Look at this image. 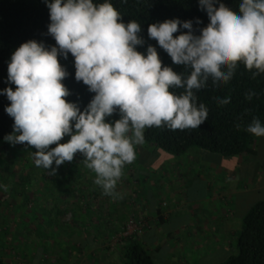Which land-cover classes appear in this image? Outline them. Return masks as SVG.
<instances>
[{"label": "clouds", "instance_id": "9594fccd", "mask_svg": "<svg viewBox=\"0 0 264 264\" xmlns=\"http://www.w3.org/2000/svg\"><path fill=\"white\" fill-rule=\"evenodd\" d=\"M45 2L51 21L48 35L56 43L49 47L29 40L12 54L6 82L15 90L9 86L0 95L10 101L5 111L14 125L4 139L13 146L34 148L35 165L52 175L81 155L107 196L119 195L117 183L125 165L135 161L145 129L199 128L208 110L198 105L195 93L209 79L227 83L239 63L255 69V74L264 73V0H241L238 13L222 0H199L210 21L199 34L194 28V23H203L199 18L149 25L148 37L173 64L191 69L187 78L164 65L156 46L138 50L146 43L142 25L135 20L125 23L111 0ZM69 54L74 57L76 81L95 94L83 110L68 99L72 93L64 81L70 73L61 57ZM116 115L120 118L109 119ZM247 131L264 137V124L254 119Z\"/></svg>", "mask_w": 264, "mask_h": 264}, {"label": "rangeland", "instance_id": "374dc122", "mask_svg": "<svg viewBox=\"0 0 264 264\" xmlns=\"http://www.w3.org/2000/svg\"><path fill=\"white\" fill-rule=\"evenodd\" d=\"M258 139L257 156L245 154V158L241 156L243 162L239 165L237 157H224L198 147L192 148L186 156H176L162 149L155 152L151 144L144 142L136 146L135 161L124 167L115 190L119 194L116 197L104 194L103 189L95 183L96 174L86 167L79 154L73 162L64 164L65 168L66 165L73 168L71 171L75 178L62 182L58 181V178L61 179L58 171L52 175L49 169L35 165L34 148L30 151L31 158L26 150H19L3 160L4 153L0 147V257L16 264H124V251L133 244V235L123 234L130 219L125 224L104 223V219H114L112 217L120 212L121 207L118 206L129 204L135 189L133 168H139L143 173L156 168H188L192 170L191 175L198 172L205 175V171L214 166L232 169L234 177H224L228 180V190H233V193L232 196L228 194V205L216 211L211 207L217 205L219 196L217 189H213L210 201L205 203L208 208L206 212L212 217L205 218L201 215L202 211H194L198 214L197 220L195 216L183 215L179 213L181 210H176L180 204L186 207L189 201L197 200L196 196L201 192V188L197 187L198 182L191 181V177L173 182L178 195L170 198L150 195L155 190L152 184L146 189L142 187L146 178L166 182L174 179V174L166 179L154 175L136 177L142 180L141 185H136L140 194L136 200L139 210L152 216L155 208L160 209L166 221L161 224L153 219L147 220L142 224L144 230L135 237L138 243L152 247L156 264L224 263L238 255L244 219L256 203L264 200V137ZM9 160L18 162L11 167L1 164ZM22 170L30 174V179L13 184L19 181ZM12 173L16 174L17 180ZM188 198L189 203L186 202ZM102 203L108 205L103 207ZM200 204L202 202L194 203V206L200 207ZM171 209L175 210L171 213L173 215H169ZM203 218L206 222L200 223ZM191 221L193 228L201 226L203 231H212L216 227L218 231L207 240L203 237L196 240L199 233H186L178 239Z\"/></svg>", "mask_w": 264, "mask_h": 264}, {"label": "trees", "instance_id": "16d2710c", "mask_svg": "<svg viewBox=\"0 0 264 264\" xmlns=\"http://www.w3.org/2000/svg\"><path fill=\"white\" fill-rule=\"evenodd\" d=\"M94 2L103 3L104 0H94ZM222 2L234 12H239L241 0H222ZM111 3L121 13L125 23L135 20L142 25L141 35L146 43L138 49L139 51L146 52L148 45H154L165 66H172L185 78L190 75L191 69L183 65H174L171 57L159 47L157 41L148 37V27L150 24L168 19L180 18L182 21L195 22L199 18L203 23H194L196 34H199V29L206 27L210 22L206 12L200 9L199 0H111ZM50 22V13L45 0H0V90L9 86L15 90V85L6 82L8 65L14 51L23 43L37 40L49 47L55 45V40L48 35ZM187 31L181 29V32ZM180 34L178 32L175 35ZM61 63L70 73L64 81L72 93L68 99L77 102L83 110L95 94L91 93L83 82L76 81L75 62L71 54L67 59L61 57ZM255 73V69L249 71L243 63H239L233 77L227 83L215 84L209 79L207 86L195 93L198 105L203 104L208 110V118L204 124L196 129L175 131L166 126L147 128L144 142L151 144L155 152L162 149L176 156H181L196 147L224 157L258 154L256 144L259 137L247 131L254 119H259L264 124V73ZM173 91L182 93L184 90ZM225 100L229 102L224 103ZM9 105L10 101L6 95H0V147L4 153L2 159L7 160L8 155H15L19 150H26L31 158L30 151L33 148L25 144L13 146L4 139L13 132L14 120L5 111L6 106ZM115 119H119V115H116ZM65 139L61 142L64 143ZM16 162L18 161L9 160L1 164L11 167L16 165ZM71 169L73 168H68L67 165L65 168L62 165L58 170L57 175L61 174V179L58 178V181L64 182L67 179L72 181L75 175ZM26 174L22 170L19 181L13 184L17 185L25 179L29 180L30 174ZM11 175L14 178L16 176L15 173ZM135 235H133V244L124 251V264H156L152 247L138 243ZM238 247V255L220 264H264V200L256 203L246 215ZM0 264L16 263L0 257Z\"/></svg>", "mask_w": 264, "mask_h": 264}, {"label": "crops", "instance_id": "0c3cea01", "mask_svg": "<svg viewBox=\"0 0 264 264\" xmlns=\"http://www.w3.org/2000/svg\"><path fill=\"white\" fill-rule=\"evenodd\" d=\"M155 151V150H154ZM189 153V152H187ZM183 154L184 156H186V154ZM251 155H254L255 157L257 156V154H250V155H246V156H250ZM243 156V155H242ZM244 157V156H243ZM238 160H240L238 162V165L241 164L243 161H242V157L239 156L237 157ZM241 158V159H239ZM245 158V157H244ZM191 171L190 169L186 168V169H183V168H176V169H152L150 172H145L143 173L142 171L139 170V168H133V187L135 188L133 190V196H130V200H129V204H124L123 206H118V207H121V208H126V209H121L120 208V212L118 214H116L115 216H113L112 218L114 219H104V223H123L125 224L127 222L128 219H131V216L133 217V219H138L140 221L143 220V221H147L149 219H153L154 222L156 223H159L162 221L165 222V214H163V212L160 211V209L158 210L157 208H155V213L152 215V216H149L147 215L145 212H143L142 210H139L140 208L139 207V202H137L136 200L139 198L140 194L138 192V189L136 187V185H141V182L142 180L141 179H138L136 177L138 176H145V177H149V176H162L164 177V179H166L165 177H168L169 175L171 174H174V179H171L169 181H166V182H161V181H158V180H151V179H144V182H145V185L142 187L144 189H146L148 187V185L152 184V188L155 189L153 190L150 195H157V196H160V197H164V195L168 198H170L172 195H178L177 192H175V187L173 185V182H176V181H179V180H183V178H189L191 177V181L194 180L196 183L198 182V185L197 187L198 188H201V192L197 198V200H191L189 201L190 204H188L186 207L183 205V204H180L178 205V207L176 208V210L180 211L179 213L183 214V215H191V216H195V220H197V213H195L194 211H202L201 215L202 217H205V218H211L212 216L207 213V207H205V203L209 202L210 201V194H211V191L213 189H217L218 191V200H217V205L216 206H213L211 208L215 209L216 211H221L222 210V207H224L225 205H228V194L230 196H232V193H233V190L232 191H229L228 190V186L227 185V182L228 180L227 179H231L232 177H234V172H232V169H229V168H222V167H211L210 170H206L205 171V175H203V172H198V173H195L193 175H191ZM190 175V176H189ZM225 175H227V179L224 177ZM189 180V179H188ZM155 183V184H153ZM157 183L160 184V189L159 187H157ZM166 186V187H165ZM165 187V188H164ZM174 189V191H173ZM161 190V191H160ZM150 192V191H149ZM147 194V192L145 193ZM181 194V192H180ZM182 196V195H181ZM145 197V196H144ZM194 197V196H193ZM189 198L187 199L186 202H188ZM188 202V203H189ZM200 204V207H195L194 206V203H201ZM222 202V205H220ZM126 203V202H125ZM141 203V202H140ZM103 207H106L108 204L106 203H102L101 204ZM185 207V208H184ZM133 210H130L132 209ZM132 211H133V214H132ZM172 211V212H171ZM175 210H170V214L169 215H173L171 213H173ZM121 213H123V215H121ZM178 213V212H177ZM220 215V214H218ZM109 217V216H108ZM206 221L204 220H201L200 223H205ZM192 224V221L190 222V225L186 227V230L183 231V233L181 232V236L178 238V239H181L186 233H199V235L196 237V240H199V238L203 237L204 239H209L210 236L212 234H216L218 231V228H213L212 231H210V229H206L205 231L202 230L201 226H199L197 229L196 228H193L191 226ZM151 231H153V229H151ZM150 232V231H149ZM148 232V233H149ZM146 233V235L148 234ZM218 247H221L223 248L222 246H219V244L217 245Z\"/></svg>", "mask_w": 264, "mask_h": 264}, {"label": "built area", "instance_id": "2783aa9c", "mask_svg": "<svg viewBox=\"0 0 264 264\" xmlns=\"http://www.w3.org/2000/svg\"><path fill=\"white\" fill-rule=\"evenodd\" d=\"M144 223L145 221L143 220L137 221L136 219L131 218L128 227L125 229L126 231L123 234L126 236H131L142 232L144 230L142 224Z\"/></svg>", "mask_w": 264, "mask_h": 264}]
</instances>
